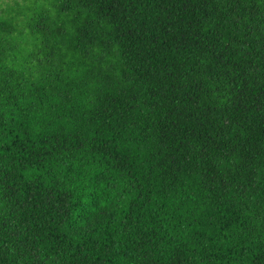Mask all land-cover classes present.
Instances as JSON below:
<instances>
[{
  "label": "trees",
  "instance_id": "16d2710c",
  "mask_svg": "<svg viewBox=\"0 0 264 264\" xmlns=\"http://www.w3.org/2000/svg\"><path fill=\"white\" fill-rule=\"evenodd\" d=\"M0 264H264V0H2Z\"/></svg>",
  "mask_w": 264,
  "mask_h": 264
},
{
  "label": "rangeland",
  "instance_id": "374dc122",
  "mask_svg": "<svg viewBox=\"0 0 264 264\" xmlns=\"http://www.w3.org/2000/svg\"><path fill=\"white\" fill-rule=\"evenodd\" d=\"M0 2H2V0H0Z\"/></svg>",
  "mask_w": 264,
  "mask_h": 264
}]
</instances>
